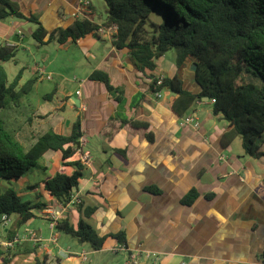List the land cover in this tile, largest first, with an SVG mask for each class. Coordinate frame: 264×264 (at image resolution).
Listing matches in <instances>:
<instances>
[{"label": "crops", "instance_id": "1", "mask_svg": "<svg viewBox=\"0 0 264 264\" xmlns=\"http://www.w3.org/2000/svg\"><path fill=\"white\" fill-rule=\"evenodd\" d=\"M14 1L25 15H37L48 30L66 26L84 14L98 23L104 20H96L91 0L89 11L80 9L83 0ZM7 30L11 34L14 27ZM31 31L21 30L19 40L30 36ZM110 33L107 29L99 32L100 37L88 34L68 41L88 50L100 39L108 41L105 53L93 54L97 63L91 73H106L110 83L122 90L121 100L103 82L90 79L91 73L74 92L54 86L55 93L51 97L46 93L43 98L50 101L58 97L55 107L41 111L31 100L21 99L24 119H31V123L26 122L18 133L19 140L28 144L33 131L66 135L78 121L77 134L84 143L69 160L86 153L90 163L85 165L74 195L82 200V208H94L89 221L100 236L125 233L127 250H123L128 259L130 254H139L132 260L134 264H152L155 255L157 264H264V157L254 158L243 149L237 150V136L229 144L222 143L223 135L232 127L223 116L212 113L209 99L194 101L180 115L173 108L176 93L162 89L160 96H155L148 88L149 78L135 68L127 48L112 45ZM1 35L0 41L9 43ZM192 66V57L177 67L175 55L165 53L157 60L155 74H177L185 90L197 93L200 87ZM67 108L69 114H62ZM189 115L196 117L197 127L184 123ZM40 163L46 170L34 167L16 180L18 194L26 199L39 195L59 218L76 224L82 208L60 205L41 194L44 180L56 172L70 174L73 167L63 163L58 151H47ZM34 169L43 172L44 178L31 180ZM191 188L198 196L191 205H184L180 199ZM36 217L48 220L43 215ZM49 227V237L31 228L19 232L11 263L34 264L39 258L42 264H90L88 256L105 248V242L99 250L80 241L79 249H72L69 240L60 245L62 231L50 221ZM31 231L38 242L31 238ZM108 238L112 239L109 248L119 245ZM31 249L35 253H29Z\"/></svg>", "mask_w": 264, "mask_h": 264}, {"label": "trees", "instance_id": "2", "mask_svg": "<svg viewBox=\"0 0 264 264\" xmlns=\"http://www.w3.org/2000/svg\"><path fill=\"white\" fill-rule=\"evenodd\" d=\"M103 1L107 14L101 23L84 14L66 26L48 30L37 15H25L14 0H0V21L12 17L34 23L30 36L38 45L50 41L75 42L88 34L100 37V28L115 26L112 45L116 49H128L135 68L149 78L148 88L153 94L162 89L176 93L173 108L180 115L194 101L208 98L212 113L223 116L232 127L223 135L222 143L229 144L240 136L246 155L264 157V0ZM16 49V44L0 41V214L7 215L9 220L12 218L5 226H1L0 219V236L3 237L0 243L14 241L19 228L31 218L42 215L43 209L48 207L39 195L23 200L15 187L16 180L30 169L46 170L40 161L47 151H58L63 163L73 167L70 174L56 172L42 183L41 194L60 205L70 202L85 169L81 159L69 160L79 145L78 121L66 135L51 130L33 131L28 144L19 140L18 133L31 119L21 121L16 114L22 97L31 91L38 76L20 84L21 68L8 82L3 63L14 59ZM171 49L175 52L177 67L186 58H193L199 92L185 90L177 74L163 75L161 84H157V60ZM89 78L103 82L108 90L117 92V100H121L122 90L110 83L106 73L93 71ZM54 93L55 88H52L48 96ZM133 124L146 125L144 122ZM145 189L157 193L152 187ZM197 196L198 192L191 188L180 202L191 205ZM74 205L81 209L82 200L78 198ZM93 210L92 206L83 207L76 224L68 218H58L54 226L88 243L94 250L101 249L108 237L127 250L123 231L102 236L97 233L89 221ZM12 247L0 244V264L10 262L12 252L8 255V250ZM29 253H35L34 249ZM59 260L57 258V262ZM34 264H42V259L35 258Z\"/></svg>", "mask_w": 264, "mask_h": 264}, {"label": "rangeland", "instance_id": "3", "mask_svg": "<svg viewBox=\"0 0 264 264\" xmlns=\"http://www.w3.org/2000/svg\"><path fill=\"white\" fill-rule=\"evenodd\" d=\"M87 1L88 6L86 10L89 11L90 1ZM91 3L95 7L97 15L96 20L105 19L106 6L104 1L91 0ZM3 25L7 27H3ZM12 27H14V32L9 34L7 28L10 30ZM34 27L35 24L30 21L9 17L0 21V33L3 34L0 35L2 36V39H7L9 43H15L17 48L14 59L3 63L8 82L12 81L15 74L21 68H23V71L20 84H23L35 75L40 77V79L34 83L31 91L22 97V101L29 99L32 101L35 108L40 107V110L42 111L45 108L47 109L58 105V97L54 96L50 101L43 98L44 94L49 93L54 86H57L58 88L64 86L66 90H72L73 92L76 88L80 87V84L87 79L88 75L96 66L97 59L93 57V54L98 56L105 53L108 41L100 39L96 42L95 47L89 48L88 50L87 47H80L78 44L70 41L63 45H60L56 41H50L47 44L38 45L31 36H24L20 40H15V35L21 30L27 32ZM6 34H9L8 37L5 36ZM166 54L167 56H174L175 52L171 49L167 51ZM24 104L25 103L23 102V105ZM25 113L26 111L20 109L19 113L16 114V117L22 121L26 116ZM61 113L68 115V108ZM30 114L31 111L28 110V115ZM235 144L237 145V150H242L240 136H237ZM33 172L34 176L33 174L30 175L31 180L37 181L40 178H44V173L40 170L34 169ZM26 198L27 197H22L23 200ZM42 215L47 218L49 217L47 213H43ZM11 221L12 218L10 217V220L7 223L10 224ZM5 225L1 223V226ZM25 228L40 230L43 237L50 236L49 220L43 217L33 218L29 223L22 225L19 228V232L21 233ZM0 240H3L2 236H0ZM65 240H69V245L72 246V249H79L80 244H82L76 237L64 232L60 233L58 243L65 246ZM109 241H112V239L107 238L105 240L104 249L95 251L96 253L94 255L88 256L90 264H134L132 260L128 259L127 253L122 248H118L116 251L109 248ZM84 244L90 248L88 243L85 242ZM66 247H68V245ZM12 249L13 247L8 250V255L11 254ZM1 258L2 257H0V261L2 260ZM11 260L10 257V262L8 264H12ZM86 264H88V262Z\"/></svg>", "mask_w": 264, "mask_h": 264}, {"label": "built area", "instance_id": "4", "mask_svg": "<svg viewBox=\"0 0 264 264\" xmlns=\"http://www.w3.org/2000/svg\"><path fill=\"white\" fill-rule=\"evenodd\" d=\"M87 6H88V1L83 0L82 3H81L80 9L82 11H85L87 9ZM107 29L111 31V33H110V36H111L113 31H114V29H115V26H112V27L107 28ZM107 29L106 28H100L99 32H103L104 33V32L107 31ZM162 78H163V75L159 74L158 79H157V84H161ZM160 93H161V91H158V92L154 93V95L158 97V96H160ZM183 121H184V123L192 124L194 127H197V125H198V122H197L196 117L194 115L186 116ZM82 143H84V140L82 138H79V145L82 144ZM80 159L82 160V162L85 165L90 163V156L88 154H86V153H83ZM76 201H78V198L73 193L72 198H71L70 202L67 205H74V203ZM45 213H47L49 215L48 218L50 219V225L53 227L55 222H56V220L59 218L58 217V212H56L53 208L48 207L46 209ZM1 221L5 225L9 221V217L7 215H1ZM30 236L35 242H38L40 240L38 238V236L32 231L30 232ZM17 240L18 239L16 238L14 241H2L0 244L3 245L4 247H12L14 245V243L17 242ZM118 248H122V246L118 245V247H114L112 250L116 251ZM137 255H139V254L138 253L130 254L129 255V259L130 260H135L137 258ZM153 258H154V262L152 264H157L156 261L158 260V255L153 256Z\"/></svg>", "mask_w": 264, "mask_h": 264}, {"label": "water", "instance_id": "5", "mask_svg": "<svg viewBox=\"0 0 264 264\" xmlns=\"http://www.w3.org/2000/svg\"><path fill=\"white\" fill-rule=\"evenodd\" d=\"M14 38H15V40H16V41H17V40H19V38H18V35H17V34L15 35V37H14ZM25 39H27V38H25ZM195 68H196V65H195V64H193V66H192V69H193V70H195ZM203 99H205V100H208V98H206V97H205V98H203ZM79 136H80V134H79ZM0 219H1V214H0Z\"/></svg>", "mask_w": 264, "mask_h": 264}]
</instances>
